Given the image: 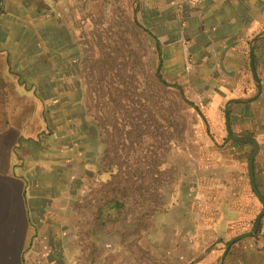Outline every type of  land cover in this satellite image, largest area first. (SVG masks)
<instances>
[{
	"label": "crops",
	"instance_id": "1",
	"mask_svg": "<svg viewBox=\"0 0 264 264\" xmlns=\"http://www.w3.org/2000/svg\"><path fill=\"white\" fill-rule=\"evenodd\" d=\"M135 1L140 25L155 42L159 69L182 77L175 81L177 87L203 89V94L196 97L202 118L209 120L215 133L221 135L222 113L228 101L248 99L257 93L250 68V43L264 31V0H197V5L189 1L181 10L180 0ZM100 6L102 0H0V81L5 83V95H0V264H41V259L46 264H74V259L76 263L91 264L84 258L83 243L78 242L72 222L73 178L66 175L65 168L73 162L72 146L66 148L56 144V139L46 138L24 142L29 149H34L36 143L46 149L54 144L51 149L56 163L34 166V154L30 152L33 155L20 166L27 169V163L32 166L34 162L28 174L18 170L19 162L10 160L15 147L12 141L17 139L19 128L9 113L10 94H18L8 73L50 71V63L39 57L57 55L55 43L61 35L67 34L73 40L74 16L76 21L81 19L89 25L90 10ZM74 9H80L79 14L74 15ZM8 56L15 57L14 63ZM254 58L262 93L252 103L232 104L230 121L235 134L259 140L255 175L264 195L262 37L255 44ZM37 84L40 87L38 81ZM53 133H57L55 129ZM248 150L224 145V156L210 165L212 176L201 178L190 190L189 198L183 192L171 196L153 235L161 247L195 252L212 244L214 250H219L228 238L254 229L263 203L254 195L245 166ZM61 165L63 173L59 172ZM245 239L251 240L244 243V258L241 262L232 259L230 264H264V217L257 234ZM120 245L118 242L113 248ZM163 254L170 256L172 252Z\"/></svg>",
	"mask_w": 264,
	"mask_h": 264
},
{
	"label": "rangeland",
	"instance_id": "2",
	"mask_svg": "<svg viewBox=\"0 0 264 264\" xmlns=\"http://www.w3.org/2000/svg\"><path fill=\"white\" fill-rule=\"evenodd\" d=\"M189 1L193 5L198 2L180 0L179 9H183ZM79 11L74 9V15ZM89 15V25L81 19L76 21L77 15L74 16L73 40L70 41L67 34L61 35L55 43L57 55L39 57L50 63V71L8 73L18 94H10L9 113L19 128L17 139L12 141L15 147L10 152V160L19 162L18 170H26L28 174L36 164L45 167L56 163H53L54 151L51 149L54 144L46 149L36 143L34 149H29L24 142H38L46 138L51 141L56 139V144H64L66 148L72 146L73 162L65 168L66 175L70 174L73 178L72 222L77 229L78 242L83 243L85 259L95 246L93 237L87 239L85 234L92 233L94 223L95 208L90 203L94 193L100 190L97 187L99 182L112 177V173L107 171L108 162L104 159L110 132L114 133L113 142L118 148L117 164L123 172L132 171L131 182L140 181L136 177L137 168L144 163L147 165V181L152 182L156 160L159 159L162 165L156 179L163 183L161 188L166 203L170 202L171 196L180 192L189 198L190 190L201 178L212 176L210 165L224 156L225 153L221 154L224 145H235L238 150L248 147L244 161L246 167L255 150L254 145H237L229 139L224 113L221 135L215 133L209 120L202 118L196 97L198 93L203 94V89L177 87L175 81H180L182 77L167 75L164 68L159 69L155 42L140 25L135 0L134 4L132 0H102V6L91 9ZM125 40L131 42L130 47ZM107 58L113 60H105ZM8 60L14 63L15 57L8 56ZM126 71L130 73L128 80L131 82L134 79L132 94L114 98L112 93L120 92L117 88H121ZM157 75L161 80L157 79ZM144 88L154 97L162 113L159 125L155 124L152 116L149 117L152 122L148 121L146 130L134 128L144 122L140 97ZM112 123L113 127L110 126ZM54 129L57 133H53ZM165 131L172 140L160 138V133ZM126 133L130 134V142L122 139ZM124 146L127 147L123 149ZM30 156L35 162L34 166L27 163V169L20 167ZM63 169L61 165L59 172L63 173ZM135 195L132 202L134 208L141 203L137 199L138 194ZM145 206L148 207L149 203L145 202ZM260 207L262 211L263 204ZM144 213L134 209V215L123 216L126 220L122 219L118 225L109 224L106 232L101 231L99 251L96 252L99 264H230L232 259L242 261L247 247L244 243L248 244L251 240L236 242L223 261L227 245L233 237L228 238L219 250H214L212 242L210 246L195 252L189 248L166 250L153 237L156 223L162 219V211L153 217H145L144 222L140 223L138 218ZM118 242L120 247L114 249ZM164 252H172V255H164ZM41 262L46 264L42 259ZM74 264H84V261L76 263L74 259Z\"/></svg>",
	"mask_w": 264,
	"mask_h": 264
},
{
	"label": "trees",
	"instance_id": "3",
	"mask_svg": "<svg viewBox=\"0 0 264 264\" xmlns=\"http://www.w3.org/2000/svg\"><path fill=\"white\" fill-rule=\"evenodd\" d=\"M129 39V38H128ZM125 43L128 47H130L131 42L129 40H125ZM105 60H113L112 58H107ZM138 63V61L136 62ZM138 66V65H137ZM126 70V68H125ZM130 77V73L126 71V75L123 77V80L121 81V88H117L120 90V92L117 93H112L113 97H122L126 94V96H129L132 89V85L134 82L131 80V82L128 80ZM157 79L161 80L160 75H157ZM165 84V82H164ZM166 87V86H165ZM147 88L142 89V121L143 123L140 122L139 126H134V128H139L146 130L147 127L149 126V122H152V120L149 118L152 116L154 118V122L156 125H159L160 122V116L162 115L161 109L159 107V104L156 103V100L154 97L150 96L149 93L146 91ZM0 95L4 97L5 95V83L0 81ZM134 94H136L135 87H134ZM111 95V93H110ZM152 95V94H151ZM4 100V99H3ZM116 103L119 104L118 101ZM164 118V117H162ZM161 124V123H160ZM114 123H112L110 126L113 127ZM160 128V126H159ZM143 130V131H144ZM142 133L141 131H139ZM144 133V132H143ZM142 133V134H143ZM113 132H110L108 134V147L107 150L104 154V159L105 162L108 164L107 171L112 173V177L107 180V181H101L98 184V192L94 193L93 199L90 203L91 207L93 206L94 209V223H93V228H92V233H85L87 235V239H91L93 237V240H95L94 243V249L91 252V254L87 253V259L91 264H97L99 261V257L96 256V252L99 251V238H100V233L106 232V230L109 229V224L111 225H118L120 221L126 220L123 218V216H129L131 214L134 215V209L135 210H141L145 211L143 215L138 218L140 220V223L144 222L145 217H149L154 215L155 213H159L161 211L166 210L167 204L164 201V197L162 194V186L163 183L160 182L156 177H158L160 173V161L159 159L156 160L157 162V167L156 171L154 172V179L152 182L147 181V174L148 172L146 170V163L141 164L137 168L136 177L139 178L140 181L137 182H131L132 180L130 179L131 175V170L129 169L128 171H122L120 165L118 166L117 164V154H118V148L113 142L114 136ZM127 135L122 137V139H126V141L130 142V134L126 133ZM144 137V135H142ZM160 138L162 140H172V137L170 134L165 131L164 133H160ZM233 142V141H232ZM237 145H241L240 143H235ZM127 146H124L123 149H125ZM159 161V162H158ZM160 167H159V166ZM117 168V171L115 170ZM149 170L151 168H148ZM151 172V171H149ZM138 194V198L140 199V204L134 208V204L132 203L134 201V198H136ZM150 195V196H149ZM145 202L149 203V206H145ZM89 206V204H88ZM153 217V216H152ZM134 220V219H133ZM115 228V227H114ZM111 229V228H110ZM114 230V229H111ZM84 237V236H83ZM86 238L84 237V240ZM93 245V244H92Z\"/></svg>",
	"mask_w": 264,
	"mask_h": 264
},
{
	"label": "water",
	"instance_id": "4",
	"mask_svg": "<svg viewBox=\"0 0 264 264\" xmlns=\"http://www.w3.org/2000/svg\"><path fill=\"white\" fill-rule=\"evenodd\" d=\"M264 33H260L258 35H256L250 43V68L253 74V77L255 79L256 85H257V93L255 96L248 98V99H234V100H230L228 101V103L226 104L225 107V120H226V129H227V133L229 136V139L238 142V143H250L253 144L255 146V150L253 151V153L250 156L249 159V163H248V172H249V176H250V181H251V186L252 189L254 191V194L258 197V199L263 203V210L261 211V213L258 215L257 219H256V223L254 226V229L244 235H240L236 238H234L229 245L226 248V251L222 257V261L226 258V256L228 255V252L230 251L232 245H234L236 242L243 240L245 238L248 237H252L254 235L257 234L262 218L264 217V195L261 193V191L259 190L257 183H256V175H255V160L256 157L258 156L259 152H260V143L259 140L256 137L250 136V135H237L233 132L232 130V126H231V121H230V106L232 104H248V103H252L254 101H256L261 93H262V84L260 81V78L258 76V73L256 71V67H255V44L258 41L259 38L263 37Z\"/></svg>",
	"mask_w": 264,
	"mask_h": 264
}]
</instances>
